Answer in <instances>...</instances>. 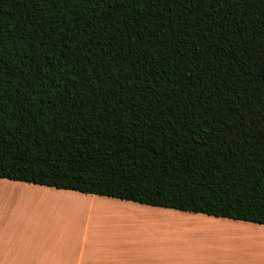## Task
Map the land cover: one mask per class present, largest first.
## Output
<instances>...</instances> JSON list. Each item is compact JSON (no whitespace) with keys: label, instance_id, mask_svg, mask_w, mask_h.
<instances>
[{"label":"trees","instance_id":"16d2710c","mask_svg":"<svg viewBox=\"0 0 264 264\" xmlns=\"http://www.w3.org/2000/svg\"><path fill=\"white\" fill-rule=\"evenodd\" d=\"M0 178L264 224V0H0Z\"/></svg>","mask_w":264,"mask_h":264},{"label":"crops","instance_id":"0c3cea01","mask_svg":"<svg viewBox=\"0 0 264 264\" xmlns=\"http://www.w3.org/2000/svg\"><path fill=\"white\" fill-rule=\"evenodd\" d=\"M5 187L54 200L0 218V264H264V224L0 178ZM165 222L192 233L162 234Z\"/></svg>","mask_w":264,"mask_h":264},{"label":"rangeland","instance_id":"374dc122","mask_svg":"<svg viewBox=\"0 0 264 264\" xmlns=\"http://www.w3.org/2000/svg\"><path fill=\"white\" fill-rule=\"evenodd\" d=\"M5 188H11V187H5ZM15 190L16 189H14L13 192H7V191H3V190L1 191L0 190L1 191L0 192V204H3V206L5 207V210H3V211L0 210V218L4 219V217H9V215H7V214L9 211H11L9 209L10 207H13V208L17 207L18 209H20L21 217L24 215H27V214H33V215L39 214V212L36 213V211H38L40 208H38V210L30 209L31 203L24 201L25 198H21L20 192L24 193V194H27V193L22 192V191H15ZM48 198H51V197H48ZM53 200L51 199L50 202H52ZM50 202H47V203H50ZM13 211H14V209H13ZM15 211H17V210H15ZM5 213H7V214H5ZM113 215H115V214H113ZM134 215L135 216L137 215L138 217H142V214H140V213L134 212ZM180 225H182V224H180ZM180 225H177L176 223L169 224L168 222H165V224L163 225V227L160 231L162 232V234H166V233H169L172 231H174L176 234H181V235H184V234L186 235V234L192 233L189 225H186V224L184 225L185 230H184V227L180 226ZM147 232H144L143 230H139L138 232L135 231L134 233L135 234L136 233H142V234L146 233L147 234Z\"/></svg>","mask_w":264,"mask_h":264},{"label":"bare ground","instance_id":"6f19581e","mask_svg":"<svg viewBox=\"0 0 264 264\" xmlns=\"http://www.w3.org/2000/svg\"><path fill=\"white\" fill-rule=\"evenodd\" d=\"M0 190L2 191H7V192H13V190L14 189H11L10 190V188H0ZM9 190V191H8ZM0 191V192H1ZM15 191H20V190H15ZM23 192V191H22ZM20 196H21V198H25L24 199V201H26V202H28V203H31V205H30V209H32V210H38V208H40L41 209V207L42 206H44V204H46L47 202H50V200L52 199L53 200V198L54 197H52V196H49V197H51V198H48L47 196L46 197H44L43 195L42 196H38V195H36V194H30V193H27V194H24V193H21L20 192ZM55 200H57L56 198H55ZM71 202V201H70ZM47 204H51V202L50 203H47ZM105 211H107V210H113V212L114 213H118V212H120L119 210H117V209H114V208H107V209H104ZM113 214V213H112ZM120 215H113V216H116V217H122L121 215H123V216H127V217H132V218H136L135 217V215H134V213H130V212H121V213H119ZM137 216V215H136Z\"/></svg>","mask_w":264,"mask_h":264}]
</instances>
